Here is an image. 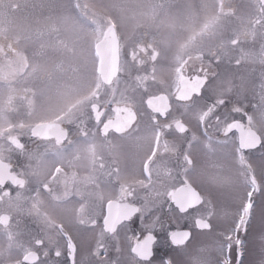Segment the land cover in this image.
<instances>
[{
  "label": "flooded vegetation",
  "instance_id": "flooded-vegetation-1",
  "mask_svg": "<svg viewBox=\"0 0 264 264\" xmlns=\"http://www.w3.org/2000/svg\"><path fill=\"white\" fill-rule=\"evenodd\" d=\"M164 3L130 28L85 17L92 79L78 61L27 74L2 35L0 264H243L264 232L250 33L187 43L190 14Z\"/></svg>",
  "mask_w": 264,
  "mask_h": 264
},
{
  "label": "rangeland",
  "instance_id": "rangeland-1",
  "mask_svg": "<svg viewBox=\"0 0 264 264\" xmlns=\"http://www.w3.org/2000/svg\"><path fill=\"white\" fill-rule=\"evenodd\" d=\"M150 1L154 4H150ZM164 1L166 0H0V44L3 43L2 35H5L6 43L23 48L30 69L27 74L32 73L34 64L47 68L49 63L59 62L58 71H62L70 62L78 61L79 72L92 79L96 76L93 38L98 34V24L85 17L108 14L121 28H130L131 19L140 17L142 12L152 11L156 16L166 11ZM170 1L171 12L190 14L182 24L187 43L190 34L196 29L214 35L222 34L224 31L221 30L232 27L239 31H249L251 100L259 118L264 120V99L260 95L264 91V56L261 55L264 53V2ZM223 213L224 211H219V221L223 220ZM259 219L262 226L264 209L261 210ZM247 248L243 264H264V232L258 240L248 244Z\"/></svg>",
  "mask_w": 264,
  "mask_h": 264
},
{
  "label": "water",
  "instance_id": "water-1",
  "mask_svg": "<svg viewBox=\"0 0 264 264\" xmlns=\"http://www.w3.org/2000/svg\"><path fill=\"white\" fill-rule=\"evenodd\" d=\"M262 2H264V0H261Z\"/></svg>",
  "mask_w": 264,
  "mask_h": 264
}]
</instances>
